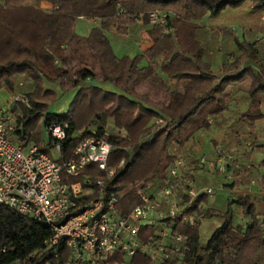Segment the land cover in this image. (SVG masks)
Segmentation results:
<instances>
[{
	"label": "trees",
	"instance_id": "obj_1",
	"mask_svg": "<svg viewBox=\"0 0 264 264\" xmlns=\"http://www.w3.org/2000/svg\"><path fill=\"white\" fill-rule=\"evenodd\" d=\"M41 1L0 0V90L23 93L29 101L10 108L22 126L15 129V140L26 146L32 138L29 129L42 118L48 128L67 124L64 153L69 155L76 133L109 129V166L116 174L107 185L121 193L119 206L125 214L140 201L124 191L143 180L162 185L184 152L192 170L206 168L192 152L195 141L229 119L225 113L241 92L254 98L228 124L225 146L244 147L241 136H254L256 121L264 118V42L255 39L257 32L252 39L235 36V50L214 70L217 54L212 51L219 36L234 31L226 21L213 20L230 19L247 4L258 16L264 13V0H45L51 10L42 8ZM153 11L165 13V22L152 26ZM82 18L100 21L87 36L76 32ZM139 23L152 26V46L133 57L117 55L107 32L113 27L125 36ZM166 78L182 88L172 89ZM86 80L113 84L120 92L82 86ZM50 83L64 92L76 91L66 112L49 111V102L57 98ZM210 142L217 145L213 138ZM255 149L241 156L248 164L226 165L231 181L225 185L241 188L259 176L258 192L239 191L212 203L209 194H200L188 209L197 210L196 225L169 222L173 230L188 236L180 264H264V173L251 159ZM94 173L104 176L100 170ZM208 217H217L219 225L206 237L201 225ZM142 232L147 240L154 229L145 225ZM51 234L45 223L0 206V264H71L74 258L65 239L51 244ZM125 263L155 264L145 253L128 257L123 252L110 253L102 264Z\"/></svg>",
	"mask_w": 264,
	"mask_h": 264
},
{
	"label": "built area",
	"instance_id": "obj_2",
	"mask_svg": "<svg viewBox=\"0 0 264 264\" xmlns=\"http://www.w3.org/2000/svg\"><path fill=\"white\" fill-rule=\"evenodd\" d=\"M165 19V13L149 14L152 26ZM16 102L29 105L23 93L15 94L7 106L0 104V206L50 226L52 234L47 241L57 244L65 239L74 258L71 264H102L115 252L128 257L145 253L155 264L181 263L188 236L173 230L171 223L196 225L198 212L188 209L200 194L214 192L193 177L196 171L186 158L176 157L162 185L143 180L124 191L125 196L135 194L140 201L125 214L119 206L121 193L108 190L107 185L116 174V169L109 166L113 148L107 139L110 130L98 132L93 128L87 135L76 133L77 143L65 155L68 125L53 124L49 127L51 147L60 155L55 159L37 144L26 150L27 145L15 140V129L22 128L10 112ZM220 149H216L217 160L202 156L199 165L214 171L219 164L232 162L234 156L221 154ZM123 164L124 159L119 166ZM94 170L104 176L95 175ZM145 225L154 229L147 240L142 232Z\"/></svg>",
	"mask_w": 264,
	"mask_h": 264
},
{
	"label": "rangeland",
	"instance_id": "obj_3",
	"mask_svg": "<svg viewBox=\"0 0 264 264\" xmlns=\"http://www.w3.org/2000/svg\"><path fill=\"white\" fill-rule=\"evenodd\" d=\"M252 5L247 4L244 7H242L235 16H232L230 19L229 18H219L216 20V22L224 23L225 21L228 23L229 30L234 31V28L238 29L239 32H262L264 35V13L256 16L253 14L252 11ZM229 13L226 15L228 16ZM88 19H79L76 23V32L79 35L82 36H87L88 29L92 26H94V22H88ZM93 21V20H91ZM100 22L99 20H97ZM208 22V21H207ZM145 28H140L139 31H143ZM235 32V31H234ZM138 33V31H137ZM143 32H139L137 35L138 36V42L144 44V42L147 41L146 38H141V34ZM111 43L113 46V49L116 54L120 55L121 52H119V49H121V46L117 44V41L113 38V36H110ZM133 44V43H131ZM145 45V44H144ZM116 47H118V50H116ZM140 48V47H139ZM138 51V49H136ZM98 82V81H95ZM103 83V82H99ZM51 84V85H50ZM49 86L53 87L56 90L57 93V98L54 101L49 102V111L50 112H57V113H62L68 110L70 107L72 101L74 100L76 91H67L64 92L61 90L60 86L58 84H52L50 83ZM103 87V86H102ZM3 89V88H2ZM0 90V104L2 106H7L8 103L11 102L13 96L18 93H9L10 97L4 90ZM110 91H116L120 92L117 87H115L113 84L111 85ZM110 122L109 124H113V118L109 119ZM230 119L225 120L219 127L216 128V132H219V137L218 140L214 138L215 133L208 134L206 132L201 133L202 138L199 136V139H197L196 146L200 145L202 142V146H204V151L202 152V155H199L197 153V149H193V154L195 157L201 158L202 156L207 157V159L215 160L216 156V147L221 148V154L223 153H230L234 156L233 161L243 165V164H248V160L242 158V154L245 151H251L252 149H255V153L253 155V158L251 157L252 160L257 163V166L259 168L260 173H264V131L258 130V132L254 133V136L252 135H247L243 134L241 136L242 142L245 143L244 147L239 146L238 143H233L230 147L225 146V144L229 141L230 136H229V131H228V122ZM111 129V127H109ZM250 129V128H248ZM30 133L32 134V138L29 141V143L26 146V150L29 146L33 144H37L42 151L45 153L49 154L51 157L58 159L59 158V153L55 148H52L51 145H49L50 141V131L49 128L45 126L43 118L37 122L35 126L29 129ZM208 134V135H207ZM213 138L216 142L217 145L211 144L210 139ZM204 141V142H203ZM250 143L251 145H249ZM46 149V151H45ZM245 149V150H244ZM212 153L214 155L210 156ZM184 157L187 156V152L183 153ZM182 155V156H183ZM202 171V172H201ZM209 169H199L196 172L200 173L198 175V182L206 188V186H210L213 189V193L209 194L208 197V202L212 203V201H217L218 199L221 198H228V196L234 197L235 194L239 191H245V192H258L259 189V176L253 177L251 181L246 184L245 186H242L241 188L237 187H226V183L231 181V175L230 171L226 170V164H219L215 170V173L210 174L208 172ZM203 172H207L203 174ZM202 178H201V177ZM202 179V182L200 181ZM255 181L253 183L252 181ZM204 181V182H203ZM204 183V184H203ZM207 201L203 202V205L208 203ZM219 225V220L217 217H208L202 221L201 225V231L206 234V237H209L213 227ZM128 264V263H125Z\"/></svg>",
	"mask_w": 264,
	"mask_h": 264
},
{
	"label": "crops",
	"instance_id": "obj_4",
	"mask_svg": "<svg viewBox=\"0 0 264 264\" xmlns=\"http://www.w3.org/2000/svg\"><path fill=\"white\" fill-rule=\"evenodd\" d=\"M40 6L46 10H51V8H52V4L48 1H45V0L40 2ZM82 19H85V18H82ZM87 21L88 22H94V26L99 24V22L97 20H93V21L87 20ZM215 21L216 20H213L214 24H217V23L220 24V22H215ZM92 27H90L88 29V33L90 32ZM142 27L145 29L143 31H139L140 28H142ZM151 30H152L151 25L139 23L138 25H136V27H134L131 30V32L128 35H125V36L117 35L116 30L113 27L110 28V31L107 33H108L109 37L113 36V38L117 41V44H119L121 46V49H119V52H121V54L119 56L128 55L130 57H133L139 53H142L143 51H145L146 49H148L149 47L152 46V44L154 43V39L150 34ZM137 31H138V33L143 32L141 34V38L143 37V38L147 39V41L144 42L145 45L144 44L141 45V43L138 42L139 38L137 35H139V34L137 33ZM234 31L235 32H228V33H225V34H222L221 36H219V43L217 46H214V49L212 51V53L217 54V57H216L214 64H213L214 70H219V68L222 66V64L226 60L225 55L229 54L235 50V48H236V45L234 43V37L235 36H238L240 39H252V37H253V32H239V30L236 28H234ZM255 39L256 40L261 39V41L264 42L263 33L262 32L257 33L255 36ZM226 41H227V43H226ZM131 43H133V44H131ZM136 49H138V51ZM116 50H118V47H116ZM164 76L167 77L165 74H164ZM166 81H167L168 85L174 90H180L182 88L181 83L174 82L168 78H166ZM90 85H95V86H100V87L103 86L102 88H104L106 90H110L112 84H110V83H99V82H95L92 80H86L82 84V86H90ZM2 90H4L8 94V96L10 97L8 91L5 88H3ZM252 98H254V96H250V95L243 93V92H241L237 95L236 100H235L234 104L232 105L231 111L225 113V116L230 119L228 124L231 123L234 115L236 116L238 113L244 112L248 109ZM263 112H264V104H263ZM153 122H154V120L150 124H152ZM258 130L264 131V118L256 121L255 132L257 133ZM205 132L208 134L215 133L213 136L216 140H218L219 132H216V129L213 130L212 132H210V131H205ZM200 137L203 140V137L201 136V134H200ZM214 145H215V143H214ZM195 148L197 149V153L199 155L203 154L202 152L204 151V146H202V142L200 145L195 146ZM212 155H214V153H212L210 156H212ZM215 160H217L216 156H215ZM207 169H209V168L207 167ZM215 170L213 171V170L209 169L208 172H210V174H213V173H215ZM205 173H207V172H203V174H205ZM201 182H202V180H201Z\"/></svg>",
	"mask_w": 264,
	"mask_h": 264
}]
</instances>
